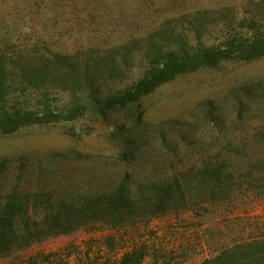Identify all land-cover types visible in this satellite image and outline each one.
I'll return each instance as SVG.
<instances>
[{
  "label": "rangeland",
  "instance_id": "obj_1",
  "mask_svg": "<svg viewBox=\"0 0 264 264\" xmlns=\"http://www.w3.org/2000/svg\"><path fill=\"white\" fill-rule=\"evenodd\" d=\"M263 37L264 0H0V55H13L0 58L2 186L62 190L106 187L126 173L139 181L188 174L225 142L258 154L264 54L243 56ZM199 50L215 65L189 70ZM170 52L185 66L137 93ZM241 165L233 160L236 171ZM233 209L202 219L208 243L191 213L141 225L135 237L163 238L184 264L263 242L264 198L238 191ZM109 237L101 229L53 238L23 256L56 253L75 264L86 253L102 257Z\"/></svg>",
  "mask_w": 264,
  "mask_h": 264
},
{
  "label": "trees",
  "instance_id": "obj_2",
  "mask_svg": "<svg viewBox=\"0 0 264 264\" xmlns=\"http://www.w3.org/2000/svg\"><path fill=\"white\" fill-rule=\"evenodd\" d=\"M179 54H166L169 59L164 65L151 72V77L142 81L135 91L146 94L163 81V76L178 72L175 70L185 66L176 62ZM261 54H264V37L253 42L243 58ZM12 56L5 54L0 58L6 63L13 60ZM214 58L211 51L199 50L187 68L213 66ZM253 142L259 155H248L249 144L237 146L225 142L214 160H206L199 169L188 174L139 181L126 173L119 182L106 187L47 190L25 189L16 183L5 189L0 178V261L4 264H69L56 253L28 259L23 254L33 245L49 239L105 229L113 237L106 239L104 255L95 257L86 253L75 264H184L166 251L163 238L135 237L138 228L169 216L180 220L184 214L191 213L193 219L197 218L191 226L207 242L208 232L202 219L224 215L228 218L234 214L236 192L252 190L256 196L264 198V131L255 135ZM126 154L121 153L120 158L126 159ZM234 159L238 164L243 163L245 170L236 171ZM215 227L221 232V228ZM196 264H264V241L248 247L244 242L223 247Z\"/></svg>",
  "mask_w": 264,
  "mask_h": 264
}]
</instances>
